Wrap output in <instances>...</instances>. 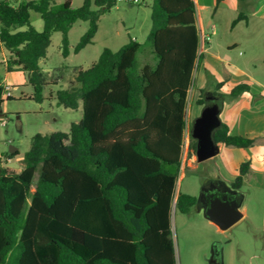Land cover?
Wrapping results in <instances>:
<instances>
[{"label":"trees","instance_id":"16d2710c","mask_svg":"<svg viewBox=\"0 0 264 264\" xmlns=\"http://www.w3.org/2000/svg\"><path fill=\"white\" fill-rule=\"evenodd\" d=\"M116 1L83 0L75 8L71 0H0L7 71L28 72L31 98L41 101L46 83L39 61L52 33H61L66 57L71 26L88 21L73 47L77 53ZM31 10L42 19L41 31L30 23ZM150 19L145 42L130 38L116 51L103 48L77 70L76 84L56 90L58 105L76 109L81 103L82 116L67 132L34 134L19 171L0 154V264H176L172 208L188 214L197 204L193 195H175V188L200 37L193 0H153ZM3 89L0 80V105ZM247 90L236 85L229 97ZM213 140L239 148L254 142L230 134L223 122ZM196 148L191 136L188 154ZM248 170V162L240 164L232 188L241 187Z\"/></svg>","mask_w":264,"mask_h":264},{"label":"rangeland","instance_id":"374dc122","mask_svg":"<svg viewBox=\"0 0 264 264\" xmlns=\"http://www.w3.org/2000/svg\"><path fill=\"white\" fill-rule=\"evenodd\" d=\"M8 1L13 5H18L27 0ZM55 1L61 3L64 0ZM82 2L83 0H71V6L79 7ZM152 3L153 0H140L136 3L117 0L114 6L99 16L97 31L92 42L77 53L73 51V47L87 30L88 21L76 20L68 31L69 54L66 57L61 54V33L53 32L46 57L39 61L46 83L43 86L41 101L30 97L33 88L28 82V72H6L9 52L0 47V80L6 78L5 81L12 95L9 99L2 97L3 101L0 105V121L5 122L4 125H0V154H2L4 165L18 171L22 167L23 154L28 150L34 134L67 132L72 122L80 120L81 103L76 109L58 105L55 98L56 90L76 84L77 70L89 67L98 59L103 48L116 51L130 38L140 43L145 42L151 28ZM91 9L95 10L96 7L92 5ZM198 11L203 25L209 20L218 25V33L211 34L209 31L212 43L209 51L217 55L213 57L209 55L210 52L207 51L205 42L199 44L197 57L200 56V58L195 63L192 84L187 97L186 122L188 126L184 132L181 167L175 195L179 191L193 195L197 198V204L188 214L180 213L174 206L172 208L171 236L176 264H264V137L256 138L251 146L245 148L224 146V152L218 155V160L198 161L196 153L188 154V143L193 133L192 126L196 120L195 114L201 106V103L196 102V97L193 98V92L202 88V103L204 104L202 109L205 106L209 107L215 111L217 116L222 108L227 112L231 107L229 104L237 97H229V89L222 88L226 77L223 72L224 53L231 54V63H237L248 57V54L238 55V51L244 52L241 47L222 48L226 40L231 38L225 27L226 21L233 16L229 11H224L220 15L214 14V7L200 10L197 8L196 13ZM29 20L38 31L42 30L43 22L39 13L31 10ZM257 49L264 51V46L257 45ZM262 69L258 68L250 76L253 81L264 84V70ZM232 75L234 77L232 80L238 78L235 74ZM202 77L206 85H211L213 91H219L222 97L210 94L212 90L202 85ZM244 83L247 86L250 84L249 82ZM3 84L6 85V83ZM239 84L242 83L237 85ZM214 128L215 125L211 128V133ZM11 147L16 149L14 151H17V154L9 157L7 154L10 153ZM214 148H216L215 145ZM243 162L249 164L248 174L243 179L241 187L233 192L240 201L239 210H243L246 216L225 230L218 229L205 215L204 193L216 188L231 190L230 183L234 180ZM218 173L223 179L214 177ZM216 245L219 247V252L215 255L216 260L213 261V251Z\"/></svg>","mask_w":264,"mask_h":264},{"label":"crops","instance_id":"0c3cea01","mask_svg":"<svg viewBox=\"0 0 264 264\" xmlns=\"http://www.w3.org/2000/svg\"><path fill=\"white\" fill-rule=\"evenodd\" d=\"M193 1L196 10L197 8L198 10H200V9H208L210 7H214V14L216 15H220L224 11H229L233 16L228 21H226L225 27L227 28V31L230 34L231 38L229 40H226L222 48L226 47L228 49H232V48L236 49L241 47L244 49V52L242 53L241 51H238V55L248 54L247 55L248 57L239 60V62L231 63L232 61L231 54L224 53L225 62L223 64V72L225 73L226 77L222 88L227 87L230 91L238 83L245 84L244 82H249L250 84L248 85L247 91L242 92L239 96H237L236 99L232 100V103L229 104V106L231 107L230 109L227 110V112H225L224 108H222V110L219 112L217 116L219 122H223L228 126L230 134L246 136V137L254 138V140L259 137H264V84L257 81H253L250 76V74L254 73L256 70H258V68H263L262 70H264V51H259L257 49V45L264 46V0H193ZM197 13H196L195 26L199 33V37H200L199 44H200L202 42L203 37H205L206 35H210L209 31H211V34H215L218 33L219 29L217 24L212 23V20H209L207 24L203 25L201 23L199 11ZM238 14H241V18L237 20L235 23H232L233 20L238 16ZM204 28H205V32H203ZM205 43L207 44L206 49L207 51H209L212 47L211 36H210V40L205 41ZM209 52H210L209 55L212 57L217 55L212 51ZM16 71L22 72L20 70H16ZM6 72L9 73L8 71ZM232 74H235L236 76H238V78L232 80L234 78L232 77L233 76ZM5 80L6 78L4 77L1 79V82L6 83L7 85V82ZM201 81H202V85L207 86V89L212 90L210 91V94L214 96L217 95L218 97H222L219 91H213L211 85H206L203 77ZM201 89L202 88L200 89L198 88L196 89L195 92H193V98L196 97L195 99L196 102H198L197 101L198 99H202L203 93H201ZM200 105H201L199 107L200 110L195 114L196 118L199 117L203 111L202 106L204 104L201 103ZM223 107H225V105ZM186 118H187V114L185 115V119ZM187 126L188 124L186 122V127ZM215 146L216 148L214 151V155L211 158H209L210 160H216L218 155L224 152V146L226 145H223L220 142L217 143L215 142ZM7 160H10V158H7ZM234 167L236 169V166ZM247 174L248 173L244 175V178L246 177ZM214 177H216V179H218V177L223 179L219 173L217 174V176L214 175ZM216 181L218 182V180ZM240 211L242 212L241 218L245 217L246 216L245 212L243 210ZM214 225L218 229H221L216 224Z\"/></svg>","mask_w":264,"mask_h":264},{"label":"water","instance_id":"95a60500","mask_svg":"<svg viewBox=\"0 0 264 264\" xmlns=\"http://www.w3.org/2000/svg\"><path fill=\"white\" fill-rule=\"evenodd\" d=\"M219 120L215 111L209 107H204L201 115L196 118L193 124L192 137L197 140L196 156L198 161H204L214 155L213 133L219 125ZM215 125L211 133V128ZM15 148L10 149V153L14 152ZM205 191V190H203ZM206 200L205 215L209 221L216 224L221 229H227L235 224L241 217L242 212L239 210L240 201L235 197L233 190L225 188L213 189L204 193ZM213 251V261L216 260Z\"/></svg>","mask_w":264,"mask_h":264},{"label":"built area","instance_id":"2783aa9c","mask_svg":"<svg viewBox=\"0 0 264 264\" xmlns=\"http://www.w3.org/2000/svg\"><path fill=\"white\" fill-rule=\"evenodd\" d=\"M125 1L131 2V3H136V2H139L140 0H125ZM209 40H210V35H206L205 37L202 38V43L205 41H209ZM9 88L10 87L8 85H4L2 97H4L5 99L12 97ZM4 124H5L4 121H0V125H4Z\"/></svg>","mask_w":264,"mask_h":264},{"label":"flooded vegetation","instance_id":"af4514ba","mask_svg":"<svg viewBox=\"0 0 264 264\" xmlns=\"http://www.w3.org/2000/svg\"><path fill=\"white\" fill-rule=\"evenodd\" d=\"M231 187V186H230ZM231 189L232 190H236V189H234V188H232L231 187ZM214 252L216 253V254H218V252H219V247L216 245L215 247H214Z\"/></svg>","mask_w":264,"mask_h":264}]
</instances>
